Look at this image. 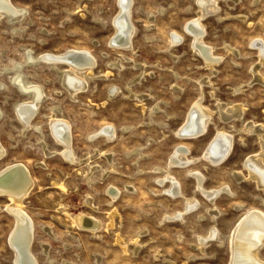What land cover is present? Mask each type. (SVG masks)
Segmentation results:
<instances>
[{"label":"rangeland","instance_id":"1","mask_svg":"<svg viewBox=\"0 0 264 264\" xmlns=\"http://www.w3.org/2000/svg\"><path fill=\"white\" fill-rule=\"evenodd\" d=\"M217 1V13L203 20V39L222 58L212 74L185 29L198 17L195 0H133L130 24L136 34L130 51L110 44L119 0H13L27 12L23 22L0 21V84L6 86L0 88V142L7 151L0 172L25 165L35 182L23 209L35 224L32 251L39 264H228L230 233L244 211L264 212V190L244 165L262 151L258 136L246 126L252 121L264 125V86L254 84L251 73L259 63L253 41H264V0ZM27 49L32 55L85 50L97 63L89 89L76 99L49 66L26 68L30 81L42 85L48 96L33 120L40 130L23 132L15 104L28 97L11 78ZM115 63L125 68L118 70ZM261 73L264 76V66ZM208 77L211 84L201 91L199 82ZM137 78L130 92L128 85ZM112 88H120L114 97L109 96ZM132 92L149 97L132 99ZM201 93L203 104L213 111L212 122L203 137L181 138L177 133ZM218 102L242 106L244 119L223 120ZM55 107L71 123L79 163L67 162L49 128ZM106 125L113 127L111 137L94 139ZM218 131L233 136L234 143L227 162L213 165L202 154ZM181 146L198 161L190 169L170 170L184 195L199 202L183 222L166 218L181 212L183 202L171 199L165 192L168 185L159 183L162 173H154L165 170ZM192 172L203 175L207 190H231L233 196L224 193L215 203L221 212L217 220ZM235 172H240L241 181ZM9 201L0 196V264H14L15 259L9 245L15 228ZM84 214L100 224L98 231L74 223ZM212 228L221 232V241L200 248L199 238ZM260 256L264 262V248Z\"/></svg>","mask_w":264,"mask_h":264},{"label":"bare ground","instance_id":"2","mask_svg":"<svg viewBox=\"0 0 264 264\" xmlns=\"http://www.w3.org/2000/svg\"><path fill=\"white\" fill-rule=\"evenodd\" d=\"M195 1H197L200 9L198 17L189 22L185 29L187 33L191 34L192 36L190 37L193 39L192 43L194 52L202 56L212 74H216V67L219 65L222 58L215 55V49L213 47L206 45L203 39V29L206 27L203 20H206L212 15L214 16L220 7L217 0ZM132 5L133 0H119V12L113 23L115 27V35L113 36L110 44L111 46H116L117 48L124 51L132 50V39L136 34L135 26H132V23V25L130 24ZM26 12V10L16 6L13 0H0V21L6 19L5 21L8 20L12 24L15 22H23L24 18L26 17ZM175 35L177 38L181 37L177 33H175ZM174 43L175 42L173 41L172 44ZM253 44L256 47L255 49L257 50V54L259 56V63H257L251 69L253 77L252 82H254V84L256 82L257 84L259 83L264 86V76L261 73V69L264 66V41L262 39H256L253 41ZM226 48L233 55H238L234 48L230 46H227ZM32 54L33 53L31 50H26V57H24L25 61L21 65H15L16 67L13 68L15 74L11 78L12 83H14L20 89L24 96L28 97V99L21 100L20 103L15 104L16 113L21 119V123L24 127L23 132L29 129L40 130V128H38V126L33 123V120L40 113L42 103L48 96L45 93V89L42 85L30 81L25 72L26 68H29L30 66L36 67L40 65L39 63L49 66L52 70L58 73L60 76L61 85L64 87V89H66L70 97L76 99L78 95L85 93L89 89V80L92 79L95 74V65L97 63L95 56L85 50L73 49L62 53H45L40 55ZM119 64L115 63L116 66L113 64L112 65L117 67L118 70L122 71L125 67L123 64ZM109 66L112 67L111 65ZM137 67L139 68L140 66ZM140 68L142 70L144 69L143 66ZM107 75L104 77H107ZM139 79L137 78L133 80V82L131 81V84L128 85L129 91L132 89V86L139 81ZM210 84V77L200 81L199 85L201 91L205 85ZM3 87L6 86L0 84V88L2 89ZM119 91L120 88H112L109 91V96L114 97ZM148 97L149 96L147 95H138L133 92L130 95V98H137L140 101H143ZM203 100L204 94L201 93V98L193 105L192 109L189 111L185 124L177 133V135L181 136V138L186 135L193 139H197L203 137L207 133L214 114L213 111L203 104ZM221 102L217 103V108L223 120L229 121L234 119L239 121L244 119L245 110L242 106L229 105L227 103ZM53 111L55 114L52 112L54 115H50V122L48 121V125L50 127H48L63 149L61 154L64 156L67 162L69 161L72 163H79L78 161L80 160L77 161L78 157H76L77 155L73 150L71 123L68 122L64 117H60V114L62 115V113H60V108L56 109L55 107V110ZM2 114V110L0 109V119ZM246 130L249 133H254L258 136L262 151L257 156H252L249 159L247 158L248 160H246L244 165L247 167L250 179L255 181L259 189L264 190V125L255 124L253 121L252 123L248 122ZM110 131H113L112 125H106L93 134L94 139H100V137L109 138L111 137L109 135ZM114 133L117 134L115 129ZM232 137L224 131H218L216 137L211 140L210 144H208L209 146L202 154L203 159L212 163L213 165H221L227 162L234 143ZM42 144L45 143L42 142ZM3 148L4 147L0 142V161L4 159L5 153L7 152H5ZM188 153L189 152L184 149V147L177 148V150L174 152V155L168 159L167 168L165 170L157 168L154 172L156 174L162 173L163 178L159 181V183L162 186H165V184L168 185L167 188L165 187V192L169 195V197L173 200L182 199L183 202V210L181 212L174 216L166 217L170 221L178 220L179 222H183L185 217L188 214L196 211L197 207L199 206V202L196 199L187 198L184 195L181 185L170 172V170H172L174 167L182 169L198 162L197 159V162H195L194 159H190L188 157ZM88 160H90V158H88ZM42 165H44V163H42ZM96 168L97 166L93 167L89 175H91L93 170ZM191 175L197 181L196 188L198 191L205 195L208 200H210L209 202L212 205V209L209 210V213L212 219L217 220V218L221 215V212L218 211L215 203L217 199L224 193L229 194V196H233L231 190H228V187V189L219 188L215 190H207L203 187V183L205 181L202 174L198 172H192ZM233 175L238 179V181L243 179L240 172H235ZM34 185L35 182L31 176V173L25 165L8 166L5 170L0 172V196H7L9 198L10 205L8 204L9 206L7 209L10 211V213H12L14 216L13 218L15 219V228L9 237V245L15 253L14 264H39L32 251V244L35 239V224L23 209L24 201L29 197ZM237 209L241 210L242 206H237ZM74 221V223L78 226L85 229H91L93 232L100 228L99 223L93 221L92 218L85 214L77 217L76 220L74 219ZM221 236L222 234L219 230L212 228L207 236L199 238V247L203 249V247L206 246L210 241H221ZM263 248L264 212L260 209L248 208L244 211L243 215L230 233V259L228 264H264L260 256Z\"/></svg>","mask_w":264,"mask_h":264}]
</instances>
